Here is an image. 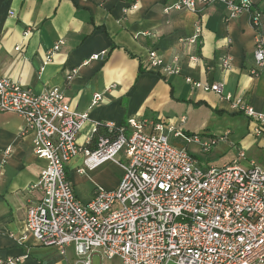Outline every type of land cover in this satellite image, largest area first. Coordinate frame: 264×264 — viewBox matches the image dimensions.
I'll use <instances>...</instances> for the list:
<instances>
[{
    "label": "crops",
    "instance_id": "obj_1",
    "mask_svg": "<svg viewBox=\"0 0 264 264\" xmlns=\"http://www.w3.org/2000/svg\"><path fill=\"white\" fill-rule=\"evenodd\" d=\"M176 1L0 0V76L36 94L53 86L61 88L71 109L87 114L77 134L78 143L87 148H94L91 138L96 126L99 135H109L107 124L117 127L135 118L145 122L146 131L154 132V124L163 123L169 142L186 149L202 169L231 162L239 147L263 155L264 138L254 134V122L215 92L192 88L186 78L219 82L225 93L240 96L264 113V67L256 76L250 73L254 43L258 33L264 41V26L257 32L248 10L228 17L221 2L208 4L197 13L166 10ZM251 2L253 9L264 14V0ZM196 34V40L190 42ZM59 39L63 45L46 62V51ZM150 50L161 57L160 66H149ZM96 54L100 56L92 58ZM225 56L231 64L227 69L220 64ZM95 93L102 97L92 105ZM238 116L248 121L249 131L235 135L237 145L230 143L234 154L217 163L201 162L197 151L208 153L212 147L204 151L183 136L222 135L228 139ZM24 129L22 117L0 111V259L18 258L22 264L75 262L73 245L61 254L24 231L26 206L41 197L35 183L46 165L32 151V132ZM83 161L79 154L66 165L81 202L90 200L97 187H117L122 174L117 164L107 161L79 173ZM239 162L242 166L256 163L246 153ZM111 163L118 168L107 180ZM259 165L264 168V160Z\"/></svg>",
    "mask_w": 264,
    "mask_h": 264
},
{
    "label": "built area",
    "instance_id": "obj_2",
    "mask_svg": "<svg viewBox=\"0 0 264 264\" xmlns=\"http://www.w3.org/2000/svg\"><path fill=\"white\" fill-rule=\"evenodd\" d=\"M216 2L226 6L230 18L250 11L249 0H177L166 10L197 13ZM258 17L254 11V23ZM63 43L59 39L46 51V62ZM252 56L250 73L256 76L264 67L259 33ZM148 61L151 67L162 64L155 50L148 52ZM220 64L227 69L230 59L225 56ZM186 81L192 88L229 100L232 109L254 122V134L264 138V113L240 96L225 93L219 82ZM101 97L95 93L91 104ZM0 111L23 118L24 132L33 134V153L46 162L35 183L41 197L26 206L24 231L61 254L73 245L76 261L68 264H92L94 250L115 259L114 264H264V169L252 162L242 166L243 149L229 163L202 169L186 149L169 142L163 123L154 124V132L146 131L145 122L135 118L117 127L107 124L113 134L99 137L95 148L89 149L77 139L87 114L74 112L61 88L53 86L36 94L2 76ZM183 137L204 151L223 139ZM79 154L84 156L79 173L107 161L117 164L122 169L117 187H97L90 200L81 202L66 174L67 163ZM0 264L22 263L7 257Z\"/></svg>",
    "mask_w": 264,
    "mask_h": 264
},
{
    "label": "rangeland",
    "instance_id": "obj_3",
    "mask_svg": "<svg viewBox=\"0 0 264 264\" xmlns=\"http://www.w3.org/2000/svg\"><path fill=\"white\" fill-rule=\"evenodd\" d=\"M236 119H238V124L237 126H230V130H232L233 133L229 136V140L223 136V139L221 141H218L212 145V149L210 152L204 153L201 150L197 151L196 155L197 157L202 158L201 162L217 163L229 158L231 155L234 154V146H231V144L233 143L237 145V143L234 141L235 135L237 133L245 134L247 131H249L247 125L248 121L246 119L242 118L241 116H238ZM219 137H222V135H219ZM254 148H257L256 144L254 145ZM238 149H243L246 153V157L249 159L252 158L256 162L254 163L255 165L260 166L259 163H262V161L264 160V154L261 155V153L257 152L256 149H254V153L256 154H249V152L246 151V147H239ZM111 166L109 167L108 172L106 174L108 177L107 180H111V178L116 175V168L118 167L114 164H112ZM261 168L264 169L263 167ZM94 251H96L97 254L92 256V264H114L116 262L115 259H107L106 257H103V255H101L97 250Z\"/></svg>",
    "mask_w": 264,
    "mask_h": 264
},
{
    "label": "trees",
    "instance_id": "obj_4",
    "mask_svg": "<svg viewBox=\"0 0 264 264\" xmlns=\"http://www.w3.org/2000/svg\"><path fill=\"white\" fill-rule=\"evenodd\" d=\"M233 1H238V0H233ZM249 2H250V23H251V25H252V27L257 31V32H261L262 30H263V26H264V14L262 13V11H260V10H258V9H253L252 8V2H251V0H249ZM254 11H258L259 12V17H258V19H257V22L256 23H254L253 21V17H254ZM113 130H111V131H109V135H105V134H103V135H99V131H98V127H97V129L95 130V132H94V134H93V136H92V138H91V143H93V145H94V148H95V146H96V142H97V139L99 138V137H101V136H111L112 134H113ZM90 147H88L89 149H92V146L91 145H89Z\"/></svg>",
    "mask_w": 264,
    "mask_h": 264
}]
</instances>
